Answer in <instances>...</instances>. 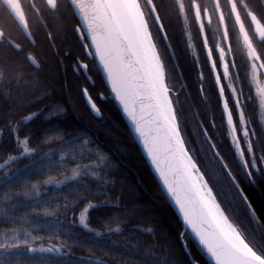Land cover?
Masks as SVG:
<instances>
[{
    "label": "trees",
    "instance_id": "trees-1",
    "mask_svg": "<svg viewBox=\"0 0 264 264\" xmlns=\"http://www.w3.org/2000/svg\"><path fill=\"white\" fill-rule=\"evenodd\" d=\"M58 1L52 22L46 26L37 19L31 22L35 44L6 9L0 23L7 36L0 41V264H213L185 231L95 58L88 56L69 0ZM236 1L245 4V12L255 10V0ZM155 2L175 60L151 12L149 26L167 77L173 79L171 88L186 143L188 132L196 129L201 152L197 163L208 161L203 128L208 129L216 150L255 208L256 219L238 206L240 192L212 151L216 162L205 172L215 196L247 240L244 229L255 232L262 247L253 246L264 253V179L258 178L257 185L247 182L227 116L224 120L212 108L215 122L208 123L205 108L191 104L193 79L205 76L204 51L193 50L172 0H163V5ZM8 38L19 46L8 43ZM79 60L87 64L93 82ZM243 86L247 89L246 82ZM84 88L100 115L87 105ZM245 109L249 128L256 133L252 103ZM234 124L237 133L239 124ZM21 140L28 142L32 153H24ZM89 204L90 230L77 221ZM41 244L57 245L62 251L33 249Z\"/></svg>",
    "mask_w": 264,
    "mask_h": 264
},
{
    "label": "water",
    "instance_id": "water-1",
    "mask_svg": "<svg viewBox=\"0 0 264 264\" xmlns=\"http://www.w3.org/2000/svg\"><path fill=\"white\" fill-rule=\"evenodd\" d=\"M3 1L25 34L34 42L20 0ZM47 1L52 7L57 3V0ZM69 2L77 16L79 22L77 30L88 55L94 56L111 96L164 194L183 222L185 231L190 232L213 264H231V257L226 252L217 254V249L223 244L221 225L213 216L201 193L198 180H202L205 186L207 185L184 138L175 105L174 91L168 84L166 68L140 0H135L136 5L165 72L164 89L160 88L153 72L143 28L133 7L134 1L133 4L131 0H69ZM149 3L153 16L170 47L159 14L151 0ZM232 8L247 45L258 56L234 1ZM251 18L255 29L264 35V25L253 13ZM29 59L34 65H39L35 57L30 55ZM79 64L88 80L93 82L87 64L81 61ZM221 92L227 121L237 137L234 120L222 87ZM83 93L91 111L97 116L100 115V108L88 89L84 88ZM214 150L233 180L232 173L215 146Z\"/></svg>",
    "mask_w": 264,
    "mask_h": 264
},
{
    "label": "flooded vegetation",
    "instance_id": "flooded-vegetation-1",
    "mask_svg": "<svg viewBox=\"0 0 264 264\" xmlns=\"http://www.w3.org/2000/svg\"><path fill=\"white\" fill-rule=\"evenodd\" d=\"M151 1L156 7L155 0ZM160 1L163 5V0ZM233 1L247 28L252 43L257 50L258 56L250 50L242 35L236 20L235 12L232 8ZM20 2L30 31L31 22L35 23L36 19L43 26L52 22L53 15H55L59 3L57 0L56 5L52 7L47 0H20ZM254 2L255 10H248L247 12L244 11L245 4L243 2L238 3L236 0H172L171 4L176 12L177 20L185 28L186 34L188 33V35L191 36L192 44L195 46H193V50L199 47L205 54L206 66L203 69L205 76L198 75V77L193 79L192 89L195 93L193 96L189 97L191 104L195 106L196 103H199L205 108V119L208 123L215 122L212 109H215V107L220 117L226 120L227 113L223 106L222 87L233 120L236 126L239 124V128L237 126L238 138H236V140L239 139L241 141L243 150L247 149L259 155L261 152H264V122L262 120V115H264L262 114L264 113V35L261 34L259 30L255 29L251 13H253L264 25V0H255ZM140 3L146 14L148 23L151 26L152 18L150 17V12L152 10L149 0H140ZM4 9L11 15L12 20L19 25L3 0H0V23H2ZM53 10L55 11L53 12ZM78 26L79 22L76 26L77 33ZM0 30L2 31L0 41H3L7 37L6 32L1 26ZM28 39L33 44L36 43L35 38L34 42L29 37ZM7 40L8 43H11L15 47L19 46L14 40L10 38ZM80 40L82 41L81 38ZM164 41L166 42L165 38ZM169 44L170 47L168 44L167 46L170 49L172 58L175 60L170 40ZM30 55L31 54H29L28 57ZM89 57L92 58L94 56L92 55ZM80 61L81 60H79V62ZM203 80L207 82L204 84ZM244 82L247 83V89L243 86ZM183 86H185L184 82ZM181 90L182 88H179L175 91L179 93ZM248 103H252L253 105L252 113L255 115L257 122L256 133H253L254 131H252L248 125V110L245 109ZM194 116L199 117V113L196 109H194ZM206 131L210 137V140L207 138L208 148L215 152L213 139L208 129H206ZM245 131L247 137H245ZM247 138L252 149L247 146ZM235 150L236 152L238 151L236 147ZM222 166L224 168L223 164ZM226 173L228 174L227 171Z\"/></svg>",
    "mask_w": 264,
    "mask_h": 264
},
{
    "label": "snow or ice",
    "instance_id": "snow-or-ice-1",
    "mask_svg": "<svg viewBox=\"0 0 264 264\" xmlns=\"http://www.w3.org/2000/svg\"><path fill=\"white\" fill-rule=\"evenodd\" d=\"M240 163L250 185H257L258 178L264 179V152L257 155L255 152L245 149ZM233 181L236 183L244 203L247 204L249 212L256 219L255 208L247 194L235 177H233ZM221 234L223 244L220 249H217L218 255L226 252L231 257V264H264V253L257 250L234 225L230 229L221 226ZM194 264H198V262H194Z\"/></svg>",
    "mask_w": 264,
    "mask_h": 264
},
{
    "label": "rangeland",
    "instance_id": "rangeland-1",
    "mask_svg": "<svg viewBox=\"0 0 264 264\" xmlns=\"http://www.w3.org/2000/svg\"><path fill=\"white\" fill-rule=\"evenodd\" d=\"M156 8V7H155ZM157 10V9H156ZM158 12V11H157ZM152 13V11H151ZM153 15V13H152ZM154 17V16H153ZM166 32V31H165ZM167 34V33H166ZM168 37V36H167ZM168 79V84L170 86H172V78L171 77H167ZM264 107V106H263ZM264 109V108H263ZM264 114V113H262ZM262 120L264 122V115H262ZM192 130L188 132L187 136H188V147L192 153V155L194 156L195 160L196 161H199V158L198 156L201 155V152L199 150L200 146H199V142H198V134H197V131H195L193 128H191ZM203 131H204V137H205V145L207 147V155H208V161H204L202 162V166L200 164L197 163V165L199 166V170L201 172V176L203 178V180L205 181L206 185L208 188H210V190L212 191L213 195L215 196V193H214V190L213 188L211 187V183L209 181V178L207 177V173L205 172V169L208 170L209 169V166L211 165V163H213L215 161V158L212 154V151L208 148V139H210L205 127L203 128ZM245 134V137H247L246 135V131L244 132ZM208 138V139H207ZM248 142V143H247ZM246 143H247V146L251 149H252V146L251 144H249V141H248V138L246 140ZM21 145H22V148H23V151L24 153H32L33 149L30 147V145L28 144L27 141L25 140H21ZM242 143L240 142V140H236L235 142V147L238 149L237 153L238 155L242 158L243 154H244V150L242 149ZM203 160V158H202ZM216 162V161H215ZM210 164V165H209ZM215 164V163H213ZM3 164H0V167L2 166ZM209 165V166H208ZM204 169V170H203ZM216 197V196H215ZM237 203H238V206H241L243 209H245L247 211L248 209V206L244 203V200L240 197V196H237ZM92 207V204H89L87 205L78 215V218H77V221H78V224L81 225L83 228L85 229H88L90 230V227L87 223V212L89 210V208ZM224 210V209H223ZM225 212V210H224ZM249 212V211H248ZM225 214L227 215V213L225 212ZM250 215H252L250 212H249ZM228 217V215H227ZM253 217V216H252ZM229 218V217H228ZM230 220V218H229ZM231 221V220H230ZM232 222V221H231ZM232 224L238 228L236 226V224H234L232 222ZM239 229V228H238ZM245 233L247 234L248 238H249V242L252 243V245H256L258 248L262 247V243L260 242V240L258 239V237L249 230L248 227H246L245 229ZM241 232V231H240ZM35 250H40V251H52V252H56V253H59L62 251V248L60 246H57V245H53V244H41L39 246H36L35 248H33Z\"/></svg>",
    "mask_w": 264,
    "mask_h": 264
},
{
    "label": "bare ground",
    "instance_id": "bare-ground-1",
    "mask_svg": "<svg viewBox=\"0 0 264 264\" xmlns=\"http://www.w3.org/2000/svg\"><path fill=\"white\" fill-rule=\"evenodd\" d=\"M131 1H132V4L134 1L133 7L136 11L135 13L137 15V18H138V20H139V22L143 28L147 49H148L150 59H151V63L153 66V72L155 73V76H156V79L158 81L160 88L162 89V87H163V89H164L163 84H164L165 72H164V69L162 66V62L160 60V57L157 53V50L155 48V45H154L152 39L150 38L148 32L146 31L145 21L143 20V17L141 16V13H140L137 5H136L135 0H131ZM167 104H168V102H167ZM197 178L199 179V176H197ZM198 181H199L201 193H202L208 207L210 208L213 216L217 219V221L220 223V225L222 227L230 229L233 224L229 220V218L227 217V215L225 214L223 209L221 208L219 202L217 201V199L213 195L212 191L210 190V188L205 186V184L202 180L199 179Z\"/></svg>",
    "mask_w": 264,
    "mask_h": 264
}]
</instances>
